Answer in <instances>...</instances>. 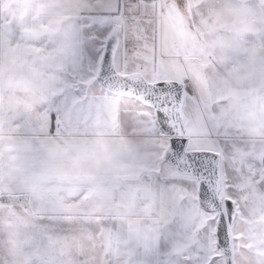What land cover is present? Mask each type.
I'll return each instance as SVG.
<instances>
[{"label":"snow or ice","instance_id":"6c2138e0","mask_svg":"<svg viewBox=\"0 0 264 264\" xmlns=\"http://www.w3.org/2000/svg\"><path fill=\"white\" fill-rule=\"evenodd\" d=\"M32 2L0 16V264H73L44 220L95 226L75 264H264V0Z\"/></svg>","mask_w":264,"mask_h":264},{"label":"crops","instance_id":"0c3cea01","mask_svg":"<svg viewBox=\"0 0 264 264\" xmlns=\"http://www.w3.org/2000/svg\"><path fill=\"white\" fill-rule=\"evenodd\" d=\"M33 7L38 8L39 4H33L32 0H9V8L7 11H0V16H13L15 17V23L13 27L16 26L18 23H25V24H31L33 23V15L31 9ZM248 46L250 48H259V40L255 33L249 34V42ZM20 93H24L22 89H14L10 90V95L20 98ZM251 139L254 142H261L264 140V129L257 128ZM67 138L60 137L57 140V143L63 146L66 142ZM24 139L23 137L20 138V140L17 143L18 147H23ZM70 142V141H69ZM5 153L7 152V146L4 148ZM23 155V153H20ZM8 167H9V161L7 159L4 160L2 164L3 168V180L5 186H9L10 181L8 178ZM51 182L50 181H41L39 183H36L34 187L36 190L40 192L46 191L50 187ZM26 187L33 186V181L31 179L26 180L25 182ZM4 207L0 206V211H4ZM19 210V209H17ZM40 225L49 230V234L53 237V241H59L58 247H62L63 253L69 261L73 262L75 264V261L78 257H84L90 253H92L93 249V240L91 237L95 235L96 228L94 225H84L81 226L84 228V234L81 235L76 229H73L72 231H69L67 233V238H65V233L61 231H52L53 226L49 224L47 220L39 221ZM119 231L123 235V239L127 237L129 233H132L133 235L139 234L141 236H146L147 232L150 230V226L143 221L142 219L136 218V217H129L127 219L122 220L118 225ZM23 233V230H22ZM24 236H21V239H23ZM8 239L7 235V229L3 226V224H0V245H2L6 240ZM121 239V241H123ZM98 244V241H96ZM130 251V250H128ZM125 250L121 246L120 248V254H124ZM113 260V264H115V256L111 257Z\"/></svg>","mask_w":264,"mask_h":264},{"label":"clouds","instance_id":"9594fccd","mask_svg":"<svg viewBox=\"0 0 264 264\" xmlns=\"http://www.w3.org/2000/svg\"><path fill=\"white\" fill-rule=\"evenodd\" d=\"M24 97H25V93H20V99H21V101L24 100ZM5 251H6L5 249L0 248V254L4 253Z\"/></svg>","mask_w":264,"mask_h":264},{"label":"rangeland","instance_id":"374dc122","mask_svg":"<svg viewBox=\"0 0 264 264\" xmlns=\"http://www.w3.org/2000/svg\"><path fill=\"white\" fill-rule=\"evenodd\" d=\"M122 234V233H121ZM121 239H123V235H121Z\"/></svg>","mask_w":264,"mask_h":264}]
</instances>
